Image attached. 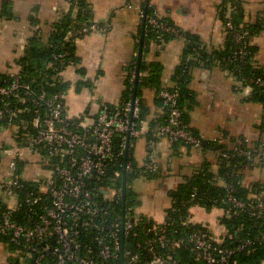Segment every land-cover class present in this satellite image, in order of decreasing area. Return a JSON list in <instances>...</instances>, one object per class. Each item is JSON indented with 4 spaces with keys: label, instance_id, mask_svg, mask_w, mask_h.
Masks as SVG:
<instances>
[{
    "label": "built area",
    "instance_id": "2783aa9c",
    "mask_svg": "<svg viewBox=\"0 0 264 264\" xmlns=\"http://www.w3.org/2000/svg\"><path fill=\"white\" fill-rule=\"evenodd\" d=\"M70 3L74 9H80L78 0H70ZM235 9L234 4H229L225 9L224 28L232 36L236 47L234 60L242 61L248 55V32L238 30L234 25L231 12ZM143 19L158 32L160 41L166 34L181 37L177 27L161 20L155 12L144 14ZM96 27L94 23L87 24L75 31L69 30L67 34L84 35ZM65 55V52L54 54L50 66L54 70L59 69ZM230 78L236 90L245 89L248 95L253 86L259 88L264 100V74L242 80L231 75ZM21 91L22 103L35 107L32 120L35 131L19 137L20 125L10 124L15 111L9 99L18 97ZM179 96L177 88L162 89L157 93L156 97L162 101L161 108L167 114L162 123L153 128L145 120L133 122L138 112L136 100L133 104L128 101L111 109L104 104L99 108L94 122L84 124L66 115L61 94L48 96L44 90L37 92L16 74L9 84L0 85V121L6 120L11 128V142L0 150V155L6 157L7 165L6 177H0V197L6 204V211L0 214V236H6L19 248L13 255L20 257L17 258L20 264H178L170 261L169 256H162L157 248L169 252L188 246L195 260L201 264H235L232 261L234 254L248 251L254 244H264V233H260L242 238L232 246H224V237L232 238L226 229L222 236H214L207 229L198 228L185 238L168 237L164 222L147 229L152 237L137 241L134 250L123 248L121 255V234L125 238L132 230L135 214L129 210L123 218L119 213L110 224L105 222V215L109 211L106 202L114 197L117 203L121 188L105 186L101 178L110 171L115 179L121 176L123 170L126 174L134 171L127 160L120 164L121 173L118 169L119 158L124 157L128 130L130 138L144 137L149 133L152 138L164 139L169 144L183 142L197 150L203 149L202 139L193 134L183 120ZM39 106L43 108V113ZM118 137L121 144L120 149L116 150ZM260 139L258 146L248 138L242 140L239 146H231L234 148L233 155L244 157L251 164L264 161V133ZM217 140L218 143L225 141L221 135ZM155 144L154 140L150 142L146 167L149 171L155 170ZM222 156L228 155L222 153ZM19 161L33 167L31 175L27 174V170L20 175L17 173ZM24 181L33 182L31 189ZM223 185V204L227 207L221 208V216L230 219L244 212L256 224L260 222L264 226V184L256 194H250L248 200L237 197L230 185ZM98 191L103 193L101 198ZM146 256L148 260H145ZM260 264H264V261Z\"/></svg>",
    "mask_w": 264,
    "mask_h": 264
},
{
    "label": "crops",
    "instance_id": "0c3cea01",
    "mask_svg": "<svg viewBox=\"0 0 264 264\" xmlns=\"http://www.w3.org/2000/svg\"><path fill=\"white\" fill-rule=\"evenodd\" d=\"M224 1L84 0L87 14L84 25L94 23L97 27L74 40L72 51L75 62L60 72L66 115L78 122L92 124L101 104H120L129 89L132 96L142 36L136 92L149 109L145 120L149 124V118L153 119L158 114L156 91L140 85L143 77L150 76L142 70V65H158L157 80L162 89L172 87L175 69L182 61L184 40L172 38L161 44L146 39L143 15L147 11L155 12L159 18L171 21L211 50L221 46L226 37L220 16ZM241 1L244 23L262 22L263 29L252 36L251 44L257 48L254 64L264 68V0ZM0 13H6V16L0 17V73L8 77L20 71L18 60L35 34L40 44L46 45L55 25L66 16L75 18L78 11L70 0H0ZM187 86L195 102L187 111L188 123L203 139H213L222 131L235 138H255L260 132L256 126L262 119V105L250 101L247 90H236L230 76L219 65L193 67ZM10 142L9 130L1 129L0 150ZM129 149L136 165L144 166L147 158L145 137L136 138ZM154 149L159 172L153 180L139 178L132 181L149 189L145 195L138 197L139 204L134 213L161 224L171 204L168 191L191 176L204 160L211 162V170L216 171L217 167L210 152L201 154L184 146L174 148L163 139L156 143ZM6 169V157L1 154L0 177H6ZM32 170L33 167H28L27 174ZM216 181L222 183L221 178ZM189 212V222L206 225L214 236L223 235L224 230L218 221L220 209L206 211L192 206ZM14 260L13 253L0 244V264H15Z\"/></svg>",
    "mask_w": 264,
    "mask_h": 264
},
{
    "label": "trees",
    "instance_id": "16d2710c",
    "mask_svg": "<svg viewBox=\"0 0 264 264\" xmlns=\"http://www.w3.org/2000/svg\"><path fill=\"white\" fill-rule=\"evenodd\" d=\"M80 9L75 18L69 16L64 17L58 24L55 25L54 30L50 33L48 43L46 45H41L39 42L38 35H34L27 44L25 48L24 55L18 60L20 65V71L16 74L20 76L22 82L29 84L34 90L39 92L44 90L48 96L52 94L63 93L64 86L60 82V72L71 63L75 62L73 57L72 45L76 38L82 35H70L67 37L66 32L68 30L75 31L83 26L87 20V14L85 13V3L84 0H78ZM229 4L236 5V9L231 12V19L238 30H246L248 32V55L242 60H234V55L236 51L235 44L233 42L232 36L225 30V40L223 44L219 47L208 50L203 46L200 41L187 32L180 30L181 37L184 40V51L182 54V61L175 69L173 75V86L166 89L177 88L179 90L180 96L178 99L180 109L182 110V116L184 122L188 125L189 129L193 134L202 139L203 149L197 150L188 144L183 142H173L172 147L184 146L187 148L195 149L201 154L212 153L215 157L216 171L211 170V162L204 160V162L194 171L191 176H187L184 180L179 183L175 188L168 191V196L170 198V207L166 210V216L163 221L165 222L166 234L168 237L174 238H185L191 234L194 230L198 228L207 229V226L199 223L189 222L190 207L199 206L204 208L206 211H210L213 208L220 209L226 208L227 206L223 204L225 188L224 184H228L234 189V193L237 197L248 200L250 194H256L262 186L263 182L255 181L251 179V171L257 167H262L264 161L258 162L257 164H251L249 160L244 157H239L233 155L234 146H239L241 141L248 138L253 144L258 146L260 144V138H262V133H264V118L259 121V125L256 128H260V132L255 138L252 137H233L226 131L221 132L222 138L225 140L223 143H218L216 136L213 139H203L197 131L190 127L188 123V113L194 105L193 93L188 89V82L190 71L193 67L211 66L212 64L219 65L223 71L227 72L228 76H234L237 80L246 79L250 76H256L257 74H264V68L257 67L253 62V57L257 52V48L251 44L252 36L258 34L262 29V22L257 21L253 24L244 23V14L242 10L241 0H225L222 7L220 16L223 22H225L224 12ZM82 9V10H81ZM84 9V10H83ZM153 12L147 11L146 14H152ZM6 16V13H0V17ZM169 24L175 26L171 21L167 19H162ZM176 27V26H175ZM144 37L146 39H152L157 43H166L168 40L174 38L171 35H163L162 41L158 40V32L150 26L144 19L143 22ZM61 52H65L64 63L59 68L54 70L50 66L53 55ZM142 70L147 71L150 74L149 77H143L140 85L145 87H150L157 93L162 90L160 82L157 80V73L159 71V66L156 64L142 65ZM152 75V76H151ZM14 76V75H13ZM13 76H6L0 73V85L9 84ZM18 97H12L9 99L11 106L14 108L15 116L10 124H18L20 128L18 130V136L25 134L27 132L34 133L35 129L32 126V120L35 117V107L30 103H22L20 96H22V91L18 93ZM138 92H136V101L138 102V112L137 118H133V122H138L140 120H146L149 114V109L147 108L144 101L137 97ZM250 101L259 102L264 108V100L262 97V92L259 88L253 86L250 95L248 96ZM63 100V99H62ZM131 100V89L124 93L123 100L120 104L128 102ZM29 102V101H27ZM162 101L156 97V105L158 108V114L153 119L149 118V126L151 128L155 127L157 124L162 123L163 119L166 117V110L161 108ZM104 105L101 104L100 107ZM109 109L114 108L113 105L106 104ZM40 112L43 113V108L39 106ZM77 122V120H75ZM10 124L6 120L0 121V130L6 129L11 131ZM20 137V136H19ZM18 137V138H19ZM145 137L147 145V158L145 159V164L142 167H138L131 156V149L128 150L127 161L131 162L133 166V172L126 174V197L125 205L122 214V196L120 192V198L116 203V198H111L106 202L109 208L108 213L105 215V222L110 224L114 221L119 213H121V218L123 215L128 213H134L135 207L139 204V200L135 198L134 192L129 187V182L135 179L143 180H153L157 177L159 172V167H157L155 162V170L149 171L146 169L149 163L150 155V142L154 140L156 143L161 140V138H152L148 133ZM136 138L131 137L130 143ZM164 140V139H163ZM121 140L116 138L115 148L120 149ZM156 146V144H155ZM233 146V147H231ZM222 153H226L228 156H222ZM56 160V159H54ZM124 162V157L120 156L118 161V168L120 173L122 172L120 164ZM114 167V169H116ZM28 169V164L23 161L18 162L17 173L20 175L23 171ZM20 178H22L20 176ZM221 178L222 183L219 184L216 179ZM250 178V180H249ZM23 179V178H22ZM248 180V181H247ZM23 181V180H22ZM101 181L105 186H114V189L121 188L122 191V174L118 179L113 178L111 171L101 178ZM31 189L33 182L24 181ZM98 195L101 198L103 195L102 191H98ZM22 197V195H21ZM6 211V204L0 197V214ZM135 214V213H134ZM134 225L131 231L128 232L125 238H123V248L135 249L134 244L137 241H143L146 238H151L152 233L147 232V229L152 227H158L161 224H156L151 220L143 216H137L135 214ZM187 221V222H186ZM219 224L222 226L223 230L226 229L227 234H231L232 238L229 239L227 235L223 239L222 245L232 246L236 244L240 239L246 237H253L257 234L264 233V226L257 222L249 215L244 212H239L232 216L230 219L218 217ZM209 231V230H208ZM211 234V233H210ZM0 244L7 247L12 253L15 252L17 246L6 239V236H0ZM158 252L164 256L170 257V261H174L178 264H201L195 260L194 253L191 248L182 247L176 251H169L163 248H157ZM23 255V254H22ZM15 264H20V261L15 258ZM149 257L146 256L145 260ZM264 261V244L258 245L254 244L249 248L248 251H240L232 256V261L235 264H260ZM167 264H171L170 262Z\"/></svg>",
    "mask_w": 264,
    "mask_h": 264
},
{
    "label": "water",
    "instance_id": "95a60500",
    "mask_svg": "<svg viewBox=\"0 0 264 264\" xmlns=\"http://www.w3.org/2000/svg\"><path fill=\"white\" fill-rule=\"evenodd\" d=\"M147 11V10H145ZM141 41H142V36H141ZM140 41V47L138 50V55H137V66H136V72H135V76H134V89L132 92V96H131V102L133 104V102H135L136 100V86H137V81H138V73H139V66H140V60H141V52H142V42ZM133 111V106L131 108V114ZM132 119H131V115H130V123H131ZM129 123V125H130ZM129 143H130V131L128 130L127 134H126V141H125V147H124V163L127 160V155H128V150H129ZM121 196H122V214H123V207L125 205V197H126V173L125 170H123L122 172V191H121ZM123 254V238L121 237V255ZM122 260V258H121Z\"/></svg>",
    "mask_w": 264,
    "mask_h": 264
},
{
    "label": "rangeland",
    "instance_id": "374dc122",
    "mask_svg": "<svg viewBox=\"0 0 264 264\" xmlns=\"http://www.w3.org/2000/svg\"><path fill=\"white\" fill-rule=\"evenodd\" d=\"M252 173V177L251 179L255 180V181H259V182H263L264 181V165L262 167H257L256 169L251 171ZM250 180V178H249ZM248 181V180H247ZM129 187L130 189L134 192L135 194V198L138 200V197H140L141 195H145V193H147L149 191V189L147 190V188H144V186H141L140 184H136V182H129ZM151 187V186H149ZM217 208H213L211 210H214ZM18 259H20L19 256H17Z\"/></svg>",
    "mask_w": 264,
    "mask_h": 264
}]
</instances>
